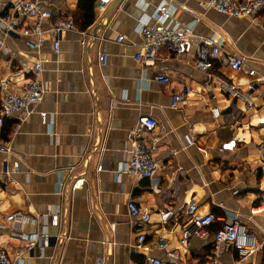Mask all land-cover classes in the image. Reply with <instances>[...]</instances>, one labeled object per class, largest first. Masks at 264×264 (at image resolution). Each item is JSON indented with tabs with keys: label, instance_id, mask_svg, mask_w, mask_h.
I'll return each instance as SVG.
<instances>
[{
	"label": "crops",
	"instance_id": "1",
	"mask_svg": "<svg viewBox=\"0 0 264 264\" xmlns=\"http://www.w3.org/2000/svg\"><path fill=\"white\" fill-rule=\"evenodd\" d=\"M162 1L112 0L103 12L98 0L95 22L86 30L97 33L96 38L83 45L80 33L68 31L59 55L50 36L41 51H33L19 33L4 35L0 23V37L5 36L0 80L23 63L40 59L49 88L16 133L19 120L0 117V141L12 147L10 153L0 152V246L14 264H99L98 257H104L106 264H147L146 252L135 245L129 199L151 210L148 254L163 264H213L217 250L213 237L194 238L189 246H182L186 216L163 223L159 210L166 207L182 211L193 202L198 204V215L238 216L264 241V213L251 215V208L264 203V124L257 122L264 117V85L249 87L251 67L264 74V9L255 18H236L207 9L199 0H166L176 7L180 23L200 18L194 27L197 35L224 40L222 55L209 76L196 67L197 47L182 57L161 47L153 66L135 59L143 42L139 23L151 21ZM11 2L0 0V16L9 11ZM78 2L54 0V6L74 17ZM119 35L125 36L121 42ZM100 53L108 55L105 66ZM231 54L245 57L241 70L223 63ZM161 73L171 82H158ZM222 80L239 86L242 96L233 98L223 91ZM184 84L193 92L173 108L171 96ZM3 96L0 87V106ZM41 112L47 113L45 119ZM142 116L159 122L155 135L163 178L160 194L151 191L148 179L119 171L130 158L127 132ZM233 139L237 141L233 150L221 149ZM100 164L107 169L98 171ZM12 171L15 184L7 185L6 173ZM81 174L86 182L73 190L74 176ZM18 210L40 217V225H47V246L28 249V243L16 235L38 226L6 221ZM236 258L234 249L219 248L218 264H233ZM253 261L264 264V248Z\"/></svg>",
	"mask_w": 264,
	"mask_h": 264
},
{
	"label": "built area",
	"instance_id": "2",
	"mask_svg": "<svg viewBox=\"0 0 264 264\" xmlns=\"http://www.w3.org/2000/svg\"><path fill=\"white\" fill-rule=\"evenodd\" d=\"M112 0H99L98 7L101 11H106L108 4ZM200 5L207 9H215L219 13L229 17H257L264 9V0H199ZM176 7L170 2L163 0L159 3L152 15L151 21L143 20L139 23L138 31L143 38L140 49L135 55V59L142 62L144 66L155 65L159 58V49L166 47L168 51L176 57H182L193 51L197 47L196 67L199 71L210 76L211 70L216 66L223 52L224 40L221 37L197 35L194 27L199 19L189 24L180 23L175 17ZM22 19H28L32 22L23 24ZM0 23L4 35L19 33L26 37L28 47L33 51H41L48 40L52 43L53 51L56 55L61 53V43L63 35L68 31L80 33L83 37V45L87 44L88 39L96 38L94 33L86 30H80L71 14L58 10L54 6V0H12L10 9L4 15L0 16ZM5 36L0 37V47L5 44ZM125 36L119 35L118 41H123ZM245 57L240 55H227L223 63L229 65L234 70H241L244 65ZM102 66L108 64V55L100 53ZM44 71L43 61L38 60L27 65L11 70L8 78L0 80L1 91L4 92L0 106V117L3 119L19 120L14 125V133L18 130L20 124L29 118L35 111V107L40 104L49 91V88L43 80ZM249 76L252 81L249 84L250 89H254L258 84L264 85V74L255 68L249 69ZM160 83L168 84L171 77L161 73L156 76ZM15 81V82H14ZM12 82L16 83L15 87ZM221 89L233 98L242 96L240 87L226 80L221 81ZM193 92L190 85L184 84L182 89L176 91L171 96V106L178 108L186 98ZM251 106L248 102L247 107ZM215 116L220 114L217 107L213 108ZM43 119L47 113L41 112ZM258 124H264V117H258ZM159 127L158 120L153 116H142L137 123L127 132V141L129 143L130 158L119 170L121 173H127L140 179H148L151 191L155 194L162 192L163 178L161 167L157 160L159 151V137L155 131ZM237 146L235 139L222 145V150H233ZM12 147L10 142L0 141V152L10 153ZM98 171L107 168L100 164ZM16 171V169L14 170ZM6 173L8 184H15L13 172ZM86 178L84 175L74 176L72 189H78L84 186ZM69 187L66 185V189ZM1 206V199H0ZM130 216V225L136 233L135 245L139 250L146 252L147 264H163V261L153 255H149L151 245L147 243L146 230L151 223V210L141 207L136 199H129L127 203ZM198 204L189 203L182 211H175L173 208H163L159 210L162 222H168L171 219L179 220L183 215L186 220L181 229L180 244L189 246L194 238L206 240L213 237L217 248L213 264L219 263V248L227 250L234 249L237 252V258L233 264H256L253 258L263 250L264 241L258 239L255 233L251 232L247 225L233 216L228 219L227 216L218 217L215 213L209 212L198 215ZM264 213V203L261 206L251 208V215ZM58 216L55 215V220ZM6 221L12 225L32 224L37 229L26 233L19 231L17 236L28 243V249L37 245H48L49 233L47 225H40V217L31 216L21 210L8 214ZM222 221L220 227L213 231L216 223ZM39 225L41 226L39 229ZM20 230V228H17ZM161 246H164L161 244ZM99 264H106L104 257H98ZM0 264H14L8 251L0 246ZM137 264V263H134Z\"/></svg>",
	"mask_w": 264,
	"mask_h": 264
},
{
	"label": "trees",
	"instance_id": "3",
	"mask_svg": "<svg viewBox=\"0 0 264 264\" xmlns=\"http://www.w3.org/2000/svg\"><path fill=\"white\" fill-rule=\"evenodd\" d=\"M98 0H79L78 9L73 13L76 25L81 30H87L95 22V8ZM220 224H215L213 231H216Z\"/></svg>",
	"mask_w": 264,
	"mask_h": 264
},
{
	"label": "water",
	"instance_id": "4",
	"mask_svg": "<svg viewBox=\"0 0 264 264\" xmlns=\"http://www.w3.org/2000/svg\"><path fill=\"white\" fill-rule=\"evenodd\" d=\"M94 36H97V33H96V34H94Z\"/></svg>",
	"mask_w": 264,
	"mask_h": 264
}]
</instances>
